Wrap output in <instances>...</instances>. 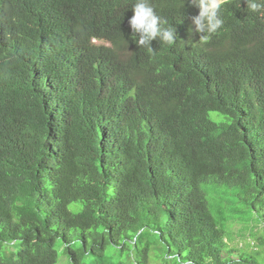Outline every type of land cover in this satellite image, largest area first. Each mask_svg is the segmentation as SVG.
I'll return each mask as SVG.
<instances>
[{
  "label": "trees",
  "instance_id": "16d2710c",
  "mask_svg": "<svg viewBox=\"0 0 264 264\" xmlns=\"http://www.w3.org/2000/svg\"><path fill=\"white\" fill-rule=\"evenodd\" d=\"M134 2L0 0V264H264V12Z\"/></svg>",
  "mask_w": 264,
  "mask_h": 264
},
{
  "label": "clouds",
  "instance_id": "9594fccd",
  "mask_svg": "<svg viewBox=\"0 0 264 264\" xmlns=\"http://www.w3.org/2000/svg\"><path fill=\"white\" fill-rule=\"evenodd\" d=\"M188 2L198 9V14L190 16L194 31L201 34L199 37L201 42H207L211 34H215L224 26L225 21L220 11L222 6L230 3L231 0H188ZM245 3L247 12H264V0H245ZM131 8L133 14L128 20L131 39L139 48L153 51L151 42L154 39L168 45L175 44V27L167 26L168 22L156 13L150 0H135ZM191 31L193 30L190 29ZM91 42L103 43L93 38Z\"/></svg>",
  "mask_w": 264,
  "mask_h": 264
},
{
  "label": "rangeland",
  "instance_id": "374dc122",
  "mask_svg": "<svg viewBox=\"0 0 264 264\" xmlns=\"http://www.w3.org/2000/svg\"><path fill=\"white\" fill-rule=\"evenodd\" d=\"M210 118H212L214 120H220L221 116L219 114H217L216 112H211L210 113ZM124 120H125V118H124ZM62 258H64V261H63ZM58 259H59V261L57 262V264H68L65 261V256L62 253H60V252H58Z\"/></svg>",
  "mask_w": 264,
  "mask_h": 264
}]
</instances>
